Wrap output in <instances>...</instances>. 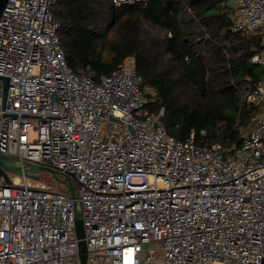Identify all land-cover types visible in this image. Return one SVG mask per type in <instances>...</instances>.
<instances>
[{"label":"built area","instance_id":"built-area-1","mask_svg":"<svg viewBox=\"0 0 264 264\" xmlns=\"http://www.w3.org/2000/svg\"><path fill=\"white\" fill-rule=\"evenodd\" d=\"M220 1L233 30L260 36L264 67V0ZM56 2L0 13V152L72 173L77 195L0 174V264H81L75 207L85 264H264V75L241 95L260 111L239 143L195 128L176 139L162 107L147 111L133 58L98 79L70 69Z\"/></svg>","mask_w":264,"mask_h":264},{"label":"trees","instance_id":"trees-1","mask_svg":"<svg viewBox=\"0 0 264 264\" xmlns=\"http://www.w3.org/2000/svg\"><path fill=\"white\" fill-rule=\"evenodd\" d=\"M229 13L220 0H57L53 15L73 72L98 79L131 57L151 90L146 109L163 108L169 134L184 140L207 129L229 144L259 113L241 95L264 75L251 61L260 36L233 30Z\"/></svg>","mask_w":264,"mask_h":264},{"label":"water","instance_id":"water-1","mask_svg":"<svg viewBox=\"0 0 264 264\" xmlns=\"http://www.w3.org/2000/svg\"><path fill=\"white\" fill-rule=\"evenodd\" d=\"M6 0H0V13L3 9V6L5 5ZM226 5L231 8L232 7V1H227ZM4 78V97L6 96L7 91V85H8V78ZM44 171L49 172L57 182L62 184L66 190H68L69 194L72 197H76L77 191L76 186L71 178L73 176L72 173L70 174H62L60 175V172L57 168L48 166L46 164L37 163V162H31V161H23L22 163H19L16 158L5 155L0 152V174H3L6 181H10L8 173H15L18 175H22L28 178H32L33 175L31 174V171ZM75 230H76V236L79 238L78 240V250L80 254V261L81 264H85V258H86V242L83 239L84 237V229L82 225L81 220V211L77 207H75Z\"/></svg>","mask_w":264,"mask_h":264},{"label":"rangeland","instance_id":"rangeland-1","mask_svg":"<svg viewBox=\"0 0 264 264\" xmlns=\"http://www.w3.org/2000/svg\"><path fill=\"white\" fill-rule=\"evenodd\" d=\"M254 69L256 71H261V72L264 71V67L262 65H259V64H255ZM147 91H151V90L149 88H147ZM10 174H13V173H10ZM31 174L33 175V177L29 178V179L32 183L45 184V185H50L53 187H59V185H60L57 181L53 180L54 178L49 172H44V171L40 172V171H35V170L33 171L32 170Z\"/></svg>","mask_w":264,"mask_h":264}]
</instances>
